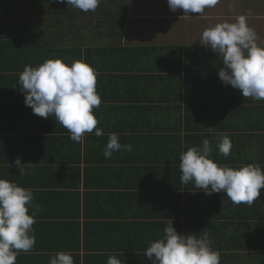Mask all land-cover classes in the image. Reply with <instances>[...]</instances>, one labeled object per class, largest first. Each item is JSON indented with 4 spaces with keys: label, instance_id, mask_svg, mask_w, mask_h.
<instances>
[{
    "label": "crops",
    "instance_id": "crops-1",
    "mask_svg": "<svg viewBox=\"0 0 264 264\" xmlns=\"http://www.w3.org/2000/svg\"><path fill=\"white\" fill-rule=\"evenodd\" d=\"M10 1L0 0V12ZM102 3L103 11L117 16L111 24L103 21ZM77 12L81 16L71 32L68 18L57 22L45 16L37 23L42 37L26 34L31 42H43L41 48L32 42L19 52L0 39V178L31 189L32 204L40 206L33 225L35 247L20 252L16 264H49L60 251L71 253L75 264H106L110 255L122 264H153L146 249L163 236L170 220L178 233L186 232L184 219L171 217L201 215L200 199L206 216L222 217L231 206L220 203V193H201L194 182L190 193H185L180 187L184 184L180 153L202 146L205 138L211 142V158L219 165H230L234 157L242 167L256 163L264 153L260 133L242 116V106L258 101L244 98L239 89L220 79L222 58L200 42L206 28L245 15L257 32V43L264 46V0H219L203 16L172 11L168 0H101L87 15ZM30 15L37 18L34 10ZM99 49L106 57L98 55ZM57 58L69 65L84 61L98 72L101 104L93 114L103 130L101 136L94 129L85 133L83 142H75L54 116L36 115L25 104L20 73L27 65L37 67ZM111 133L119 135L122 145H132V150L105 158ZM221 134L231 137L227 157L217 148ZM18 157L22 164L34 163L26 175H20L15 165ZM212 226L204 230L221 243L220 248L226 247L224 252L215 250L222 258L225 255L220 264H230L227 245L238 231ZM259 238L260 232H255L247 247L255 248ZM234 243L232 249L245 248L244 240L239 246L238 239ZM239 250L240 264H252Z\"/></svg>",
    "mask_w": 264,
    "mask_h": 264
},
{
    "label": "clouds",
    "instance_id": "clouds-1",
    "mask_svg": "<svg viewBox=\"0 0 264 264\" xmlns=\"http://www.w3.org/2000/svg\"><path fill=\"white\" fill-rule=\"evenodd\" d=\"M64 3L65 0H54ZM69 7L83 12L95 11L101 0H66ZM219 0H168L170 10L183 9L184 13H200L214 7ZM256 30L249 26L247 16L236 17L235 22H221L206 28L201 36L202 46L209 47L223 60L219 70L220 79L235 89L244 98L264 100V46L257 43ZM98 72L88 63L74 60L69 65L62 59H48L41 65L25 66L19 75L20 91L25 94V104L41 117L54 116L59 125L70 132V139L83 142L85 133L101 136L98 119L93 109L101 104L96 90ZM132 145H122L119 135L111 133L104 149L105 158L113 152L131 151ZM217 148L227 157L232 143L227 134H221ZM209 139L202 146H194L181 152L179 169L181 183L194 182L197 188L208 195L226 193L233 205L252 206L261 197L264 189V169L259 164H248L238 169L219 165L211 158ZM20 175H26L29 165L15 161ZM210 189V190H209ZM33 191L14 182L0 178V264H16L20 252H31L36 243L33 225L39 205H33ZM30 208L33 211L30 214ZM209 233L199 235L180 234L170 223L163 236L150 242L145 255L153 264H220V254L212 247ZM49 264H75L69 252L60 251L49 259ZM106 264H122L115 255H110Z\"/></svg>",
    "mask_w": 264,
    "mask_h": 264
},
{
    "label": "trees",
    "instance_id": "trees-1",
    "mask_svg": "<svg viewBox=\"0 0 264 264\" xmlns=\"http://www.w3.org/2000/svg\"><path fill=\"white\" fill-rule=\"evenodd\" d=\"M102 5L103 3L101 4L99 10H101L102 17L104 18L103 21L106 24H111L112 23L111 21L115 20L117 16L114 13H111L112 11H107V10L103 11ZM31 10L36 11L37 18L31 17L30 15ZM88 13L89 12L82 11L83 15H87ZM96 14L97 12H94L91 15L93 16ZM79 15L81 16V14H78L77 9L73 7H69L66 0L64 3H57L54 2V0H17V4H15V1L13 3L12 0L9 3H7V8L3 9L0 12V39L8 40L7 42L8 49L11 50V47L14 46L15 49L19 52L28 48L32 44V42L39 43V48H41V44L43 45V42H41L40 40L31 42L26 37V34L42 37V33L39 31V28L41 26L37 24L39 21L43 22L46 18L45 16L52 17L53 20L57 22H58V18L66 17L69 19L70 22H72L71 26H69V32H71L72 27H74V21L78 18ZM115 24L117 25L116 22ZM54 28H56V26L53 27V29ZM12 40H14L13 44L11 43ZM45 46L49 48L48 43ZM54 46H51V48H54ZM99 51L97 53L98 55H100L101 58L106 57V52L104 51V49H99ZM99 81H101L100 77H99ZM258 103L259 104L252 106H249V104L247 103L248 105L242 106L243 108L242 116L244 122L247 121L246 122L247 124L252 125L255 128V130L260 133L262 140V152H264V100H260L258 101ZM228 137L231 138L230 136ZM233 161L234 162L228 165L229 167L233 168L234 166H236L234 167V169H238L241 167L240 165L236 164L238 161L235 160L234 157H233ZM250 164H259L261 168L264 169V153H260V155L258 156V160H256V163H250ZM183 186L185 193H190V190H192V185L190 186V182L188 184H182V186L180 187L182 188ZM197 190H200L202 193L204 189L198 188ZM218 195H220L219 197L220 203L226 206L231 205L228 209V213L226 215H223L222 217L213 216L212 213L206 216V213L203 210L205 203H203V199H200L201 201L200 204L201 206H203L202 211L200 212L201 215L185 216L184 218H182V216L179 215L178 217H171V218L174 219L175 221L176 220L181 221L182 219H184L183 229L186 230L184 234H191L193 232L195 233V228H196V233L197 235H199L200 232L204 229L209 228L210 230V226L212 225L214 229L217 228L218 230L221 227L234 228L235 232L238 231V233H236L237 237L236 234L233 233L232 236H230V242L227 245V252L229 254L228 261L230 262V264L231 263L240 264L239 257L236 255L239 249H240L239 252L242 251L243 253H246L248 258L252 260L250 261V263L264 264V189H261V197L257 199L252 206H248L246 204L233 205L232 202L227 197L226 193L222 192ZM192 197L194 198L195 205L199 204V199L197 198L195 199L196 197L195 195H192ZM240 208H242L241 211H239ZM186 212L188 214V211ZM220 219H221L220 224H216L217 221H220ZM255 232L256 233L260 232L259 242L255 245L249 244V246L253 245L255 246V248H248L247 247L248 244L246 241L248 239H252ZM236 239H238V246L240 245L239 244L240 240H244L243 245L245 246V248H239V249L237 248V250L232 249L234 247L235 244L234 242L236 241ZM211 240L214 242L212 245L214 250L218 248L221 249L220 250L221 252H224L226 250L225 246L220 248L221 243H219L217 240L214 239ZM224 256L225 255H223V258L220 256V260L222 259L223 263H224ZM222 260L220 262H222Z\"/></svg>",
    "mask_w": 264,
    "mask_h": 264
},
{
    "label": "rangeland",
    "instance_id": "rangeland-1",
    "mask_svg": "<svg viewBox=\"0 0 264 264\" xmlns=\"http://www.w3.org/2000/svg\"><path fill=\"white\" fill-rule=\"evenodd\" d=\"M262 245V244H261Z\"/></svg>",
    "mask_w": 264,
    "mask_h": 264
}]
</instances>
